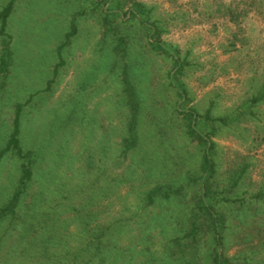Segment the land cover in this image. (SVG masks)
<instances>
[{"label":"rangeland","instance_id":"rangeland-1","mask_svg":"<svg viewBox=\"0 0 264 264\" xmlns=\"http://www.w3.org/2000/svg\"><path fill=\"white\" fill-rule=\"evenodd\" d=\"M10 2L0 210L20 191L0 264H212L213 236L188 235L205 222L203 142L175 85L208 117L218 252L264 264V0H0V12ZM159 187L170 197L149 202Z\"/></svg>","mask_w":264,"mask_h":264},{"label":"trees","instance_id":"trees-1","mask_svg":"<svg viewBox=\"0 0 264 264\" xmlns=\"http://www.w3.org/2000/svg\"><path fill=\"white\" fill-rule=\"evenodd\" d=\"M11 9H12V2H10L2 10V12H0V23H1L0 26H4V24L6 23V19L9 16ZM138 16L140 17L142 24L147 29L150 30L149 37L152 38L155 33V29L153 28L152 25H149L148 21L146 19L144 20L140 14ZM151 43L153 45L155 44V42H151ZM157 48L161 50L163 47L161 46V44H159ZM174 63H175L174 65L175 73L174 74H177L179 73V69H178L179 63L177 60H175ZM175 87L177 90L176 94L179 98L178 107L181 110V112L184 113V115L189 119L190 135L194 136L195 138H198L199 140L203 142V143H199V145L202 146L203 148L201 168L204 174L200 178V181L198 182V189L200 192V197L197 200V205L199 207L200 212L202 213V216L205 222L195 223L196 221L194 220L191 223L192 227L188 235H190L192 238L191 242H194L197 240V236L199 235V233H210L213 236L212 238L214 239L213 240L214 246L215 248H217V252H218V248H221V245H222L221 228H219L221 224L220 222L221 220H220V217L215 213V211H213L211 207L212 205L211 203L214 197L212 195L211 190L206 187L207 179L213 173V166H212V161H211V153H212L213 144L210 143L209 139L205 137L206 135L202 129L203 120L208 119V117H201L199 115H196L194 111L185 109L184 103H186V99H185L184 92L181 90V88L178 85H175ZM136 100L137 98L135 94L134 93L130 94V102H131L132 110H135V107L137 105ZM18 132H19V129H18V117H17L15 121L14 129H13V133L11 135V143H9L8 145L10 144L16 145V142H17L16 136ZM129 144L132 145L133 143H129ZM23 171L24 172L21 177V187H23L26 184V181L29 180L31 177V174L28 168H24ZM19 191L16 194H13L8 204L0 210V220H2L5 216L9 214H13V212L15 211L16 207L18 206V202H19L18 201ZM158 194H162L165 198H168L170 197L171 191L167 190L165 187L156 188L154 189V191L150 192L149 202L150 201L152 202V199L154 198V196ZM217 252L214 253V256L212 258V264H230V261L226 257H224L219 252L218 253Z\"/></svg>","mask_w":264,"mask_h":264}]
</instances>
